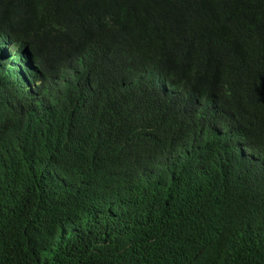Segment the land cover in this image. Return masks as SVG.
Segmentation results:
<instances>
[{
  "label": "trees",
  "instance_id": "1",
  "mask_svg": "<svg viewBox=\"0 0 264 264\" xmlns=\"http://www.w3.org/2000/svg\"><path fill=\"white\" fill-rule=\"evenodd\" d=\"M0 264H264V0H0Z\"/></svg>",
  "mask_w": 264,
  "mask_h": 264
}]
</instances>
